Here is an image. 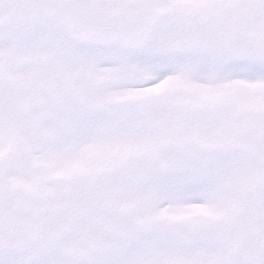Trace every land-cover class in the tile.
Instances as JSON below:
<instances>
[{"label": "snow or ice", "instance_id": "6c2138e0", "mask_svg": "<svg viewBox=\"0 0 264 264\" xmlns=\"http://www.w3.org/2000/svg\"><path fill=\"white\" fill-rule=\"evenodd\" d=\"M0 264H264V0H0Z\"/></svg>", "mask_w": 264, "mask_h": 264}]
</instances>
